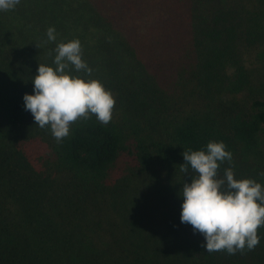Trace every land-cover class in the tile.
Returning a JSON list of instances; mask_svg holds the SVG:
<instances>
[{"label":"trees","instance_id":"1","mask_svg":"<svg viewBox=\"0 0 264 264\" xmlns=\"http://www.w3.org/2000/svg\"><path fill=\"white\" fill-rule=\"evenodd\" d=\"M54 27L56 42L48 41ZM78 39L115 98L57 141L24 108L39 63ZM264 0H20L0 11V264H264L181 223L184 150L222 141L264 185ZM262 47V50L260 49Z\"/></svg>","mask_w":264,"mask_h":264},{"label":"clouds","instance_id":"2","mask_svg":"<svg viewBox=\"0 0 264 264\" xmlns=\"http://www.w3.org/2000/svg\"><path fill=\"white\" fill-rule=\"evenodd\" d=\"M20 0H0V11L12 10ZM47 39L56 42L54 27ZM52 64L39 63L33 92L23 95L24 108L36 125L49 127L60 141L79 118L95 115L107 124L112 119L115 98L103 83L92 78V69L83 59L78 39L60 41ZM181 171L196 174L183 184L181 223L192 226L204 237L206 252L226 250L229 254L253 250L260 242L258 228L264 226V185L252 178H236L232 168L218 174L220 164L232 160L222 141H209L205 148L183 152Z\"/></svg>","mask_w":264,"mask_h":264},{"label":"rangeland","instance_id":"3","mask_svg":"<svg viewBox=\"0 0 264 264\" xmlns=\"http://www.w3.org/2000/svg\"><path fill=\"white\" fill-rule=\"evenodd\" d=\"M260 49L262 50V47H260ZM258 54V48L256 47L249 50L247 54L250 69L252 68V72L254 71V77H259L260 75H263L264 72V69L262 67H260V69H257L259 65L256 59Z\"/></svg>","mask_w":264,"mask_h":264}]
</instances>
